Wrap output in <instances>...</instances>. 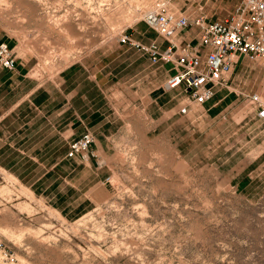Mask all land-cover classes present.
<instances>
[{
  "label": "rangeland",
  "instance_id": "1",
  "mask_svg": "<svg viewBox=\"0 0 264 264\" xmlns=\"http://www.w3.org/2000/svg\"><path fill=\"white\" fill-rule=\"evenodd\" d=\"M155 1L0 0V23L10 44L31 54L29 75L50 78L143 23ZM165 1L177 14L214 18L237 0ZM191 106L200 111L187 132L172 131L171 142L181 144L157 141L150 161L145 151L117 155L127 168L111 174L108 194L98 189L102 200L76 217L44 201V187L22 185L0 168V188L9 189L0 192V240L28 264H264V152L257 155L247 135L231 134L252 110L243 103L231 117L210 118L201 104Z\"/></svg>",
  "mask_w": 264,
  "mask_h": 264
},
{
  "label": "crops",
  "instance_id": "2",
  "mask_svg": "<svg viewBox=\"0 0 264 264\" xmlns=\"http://www.w3.org/2000/svg\"><path fill=\"white\" fill-rule=\"evenodd\" d=\"M125 32L143 43L154 41L160 49L167 45L144 22H134ZM197 37L198 28L191 25L172 40L183 44ZM0 40L15 54L11 68L0 65V168L22 185L44 187L40 197L64 217H76L100 202L98 189L108 194L110 175L127 168L117 155L145 151L152 160L157 141L181 144V139L171 142L177 136L171 137L172 131L186 133L191 117L200 111L189 104L186 112H179L184 97L180 86L163 88L174 71L170 62L153 63L147 52L117 39L92 48L50 78L29 75L31 54L10 44L1 23ZM263 69L264 58L238 55L227 83L215 86L199 103L202 114L211 118L226 111L231 117L243 105V93L264 91ZM84 131L93 137L84 157H66L69 141ZM232 133L234 139L247 135L257 155L264 152V118L254 111L234 121ZM219 138L214 135L213 141ZM53 186L59 188L48 192Z\"/></svg>",
  "mask_w": 264,
  "mask_h": 264
},
{
  "label": "built area",
  "instance_id": "3",
  "mask_svg": "<svg viewBox=\"0 0 264 264\" xmlns=\"http://www.w3.org/2000/svg\"><path fill=\"white\" fill-rule=\"evenodd\" d=\"M142 21L166 40L160 49L154 41L140 42L122 28L117 40L147 52L153 63L170 62L174 71L165 78L164 89L180 86L184 93L178 107L186 112L192 103L209 98L215 86L227 83V74L238 55L250 60L264 58V0H237L229 12L221 17L208 18L205 13L192 16L175 13L165 0L153 2L142 11ZM196 26L194 42L178 44L172 37L179 30ZM15 54L12 47L0 40V65L11 68ZM264 72V69H263ZM244 103L257 117L264 118V97L257 91L243 93ZM93 137L88 131L71 139L66 157H84ZM0 264H28L0 240Z\"/></svg>",
  "mask_w": 264,
  "mask_h": 264
},
{
  "label": "bare ground",
  "instance_id": "4",
  "mask_svg": "<svg viewBox=\"0 0 264 264\" xmlns=\"http://www.w3.org/2000/svg\"><path fill=\"white\" fill-rule=\"evenodd\" d=\"M5 191H8L9 192V189H7L6 187H4V186H2V188H0V192H5ZM6 194V193H5ZM41 233V232H40ZM39 233V234H40ZM33 234V233H32ZM42 234V233H41ZM14 235V234H13ZM33 236H34V234H33ZM37 236V235H36ZM35 236V237H36Z\"/></svg>",
  "mask_w": 264,
  "mask_h": 264
}]
</instances>
